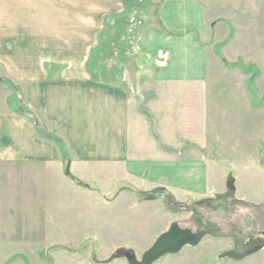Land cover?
<instances>
[{"label": "rangeland", "instance_id": "1", "mask_svg": "<svg viewBox=\"0 0 264 264\" xmlns=\"http://www.w3.org/2000/svg\"><path fill=\"white\" fill-rule=\"evenodd\" d=\"M118 1L124 10L103 18L84 67L91 84L121 93L144 57L137 44L156 11L151 0ZM210 8L219 56L210 69L230 76L214 82L221 109L211 114L210 144L200 150L213 176L203 195L175 192L164 178L150 180L148 168L133 175L101 165L96 178L66 175L64 132L29 109L24 85L0 67L3 104L63 159L51 172L0 164V264H127L114 258L117 251L141 259L173 223L207 232L199 247L184 249L186 264H264V0H217ZM232 180L235 191L226 186Z\"/></svg>", "mask_w": 264, "mask_h": 264}, {"label": "crops", "instance_id": "2", "mask_svg": "<svg viewBox=\"0 0 264 264\" xmlns=\"http://www.w3.org/2000/svg\"><path fill=\"white\" fill-rule=\"evenodd\" d=\"M214 1L151 0L156 20L137 44L144 57L129 89L118 93L91 84L84 66L103 18L124 10L120 1L0 0V67L24 85L29 109L64 132L69 174L96 178L101 165L133 175L148 168L150 180L167 179L175 192L212 190L209 160L200 150L210 144L211 114L221 109L214 82L230 76L210 69L219 57L211 42L218 23L209 20ZM158 54L164 62L154 61ZM52 66L59 74L51 75ZM62 160L0 96V164L51 172ZM234 180L226 186L237 188ZM184 253L155 264H186Z\"/></svg>", "mask_w": 264, "mask_h": 264}, {"label": "water", "instance_id": "3", "mask_svg": "<svg viewBox=\"0 0 264 264\" xmlns=\"http://www.w3.org/2000/svg\"><path fill=\"white\" fill-rule=\"evenodd\" d=\"M70 167L71 162L69 161L65 170L66 175H69ZM229 189L235 191L233 184ZM206 235L207 232H193L191 229H183L177 223H173L158 237L141 259H138L133 251L128 250L117 251L114 258H123L128 264H155L165 256L179 254L186 247H197Z\"/></svg>", "mask_w": 264, "mask_h": 264}, {"label": "flooded vegetation", "instance_id": "4", "mask_svg": "<svg viewBox=\"0 0 264 264\" xmlns=\"http://www.w3.org/2000/svg\"><path fill=\"white\" fill-rule=\"evenodd\" d=\"M248 242H250V241H248ZM257 249H258V248H257ZM257 249H255V251H256ZM258 250H259V249H258ZM258 250H257V251H258Z\"/></svg>", "mask_w": 264, "mask_h": 264}, {"label": "bare ground", "instance_id": "5", "mask_svg": "<svg viewBox=\"0 0 264 264\" xmlns=\"http://www.w3.org/2000/svg\"><path fill=\"white\" fill-rule=\"evenodd\" d=\"M200 244H201V243H200ZM200 244H199V245H200ZM156 263H157V262H156Z\"/></svg>", "mask_w": 264, "mask_h": 264}]
</instances>
